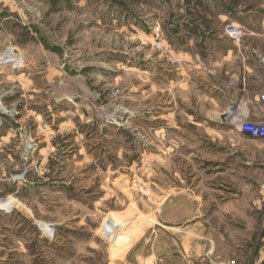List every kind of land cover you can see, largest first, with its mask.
<instances>
[{"label":"rangeland","instance_id":"374dc122","mask_svg":"<svg viewBox=\"0 0 264 264\" xmlns=\"http://www.w3.org/2000/svg\"><path fill=\"white\" fill-rule=\"evenodd\" d=\"M200 1L0 0V264H130L147 213L185 216L210 179L240 198L218 216L204 197L229 242L264 227V171H203L264 164V141L219 134L239 131V62L213 53L263 3Z\"/></svg>","mask_w":264,"mask_h":264},{"label":"crops","instance_id":"0c3cea01","mask_svg":"<svg viewBox=\"0 0 264 264\" xmlns=\"http://www.w3.org/2000/svg\"><path fill=\"white\" fill-rule=\"evenodd\" d=\"M198 1L202 4L200 0ZM213 1L204 0L208 6ZM261 1L263 3L261 13L252 12L251 20L238 23V25L243 26L242 28L246 31L245 37H249L252 43L243 44V39L241 44L233 43V46L228 48V50L213 52L221 55L226 61L233 59V61L239 62L238 68L230 70V73L234 76L237 87L239 86L240 95L236 101L240 105V111L238 114L237 108L236 111L231 112L230 121L245 120L255 122L264 119V107L260 100V94L264 90V68L261 62L262 58H264V0ZM178 25L179 22L175 24V26ZM210 38L212 37L204 36V43L211 44ZM242 47L245 50L244 53H241ZM210 99L214 101L217 98L211 96ZM220 117L225 118V115L220 114ZM219 134H235L234 138L237 136L236 134L245 136L240 130L236 132L222 131ZM210 147L211 144H209V148L204 146L203 153L209 151ZM234 155L236 157L237 151ZM203 167H206V169L203 168V171L210 169L217 171L216 175L218 176L223 174L222 171L225 173L227 170H242L244 167H250L255 171H264V164L260 163L208 162L203 164ZM195 179L202 180V182L205 181V178L201 177ZM210 181L207 186L214 194H203L200 197L193 198L188 194L190 188L187 189V199L190 200L191 198L193 202H197L198 208L186 212V217H178L176 214L175 218L168 222L163 219L162 212H159V214L147 213L152 217L153 223L144 228V234L133 243L131 249L125 254V259L130 260V264H199L202 262L204 264H228L226 253L228 248L233 245L235 248V260L238 264H264V231L262 232L264 227L261 229L257 226L256 230L254 228H246L245 234H253L254 236H246L244 238L241 236V234H244L243 230L239 229L240 232L237 234L240 235V239H238L239 241L236 244H232L226 238L227 222L224 223L226 227L221 229V231L220 228L214 225L215 223L210 217L211 212L205 211L203 207L205 195L208 198L212 197L214 200V208L217 209L216 214L218 216L222 213L219 211L221 203L236 202L240 198L237 195L234 196L238 199L227 198L225 194L228 188L219 183L216 185L215 181L211 179ZM196 187L197 185L195 184L194 189ZM181 193H178L177 196H175V193L171 194L170 199L166 201L170 200L169 202L172 206L177 205V199ZM257 213L260 214V212ZM183 218H186L184 222L177 221Z\"/></svg>","mask_w":264,"mask_h":264},{"label":"built area","instance_id":"2783aa9c","mask_svg":"<svg viewBox=\"0 0 264 264\" xmlns=\"http://www.w3.org/2000/svg\"><path fill=\"white\" fill-rule=\"evenodd\" d=\"M225 34L233 43L241 44L246 36V31L242 27L228 26L225 30ZM261 62L264 68V58H262ZM260 100L264 107V90L260 94ZM238 125L240 132L243 134L252 139L264 141V119L255 122L238 120Z\"/></svg>","mask_w":264,"mask_h":264},{"label":"bare ground","instance_id":"6f19581e","mask_svg":"<svg viewBox=\"0 0 264 264\" xmlns=\"http://www.w3.org/2000/svg\"><path fill=\"white\" fill-rule=\"evenodd\" d=\"M232 112H234V111H232ZM0 208H6L7 209V206L6 205H2V204H0ZM113 222H115V224L116 225H118L119 224V222L118 221H113ZM43 229H45V230H47L48 232H52V228H51V225H43ZM111 234H114V231H112V233ZM116 240H115V244L116 245H123L124 244V242H126V241H131V238H129V237H127V238H123V239H121L120 237H116L115 238Z\"/></svg>","mask_w":264,"mask_h":264}]
</instances>
